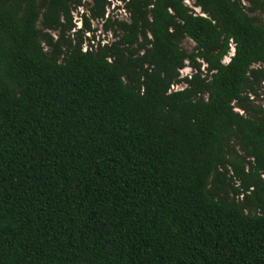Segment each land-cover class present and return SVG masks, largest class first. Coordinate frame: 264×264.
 Masks as SVG:
<instances>
[{
  "label": "trees",
  "instance_id": "obj_1",
  "mask_svg": "<svg viewBox=\"0 0 264 264\" xmlns=\"http://www.w3.org/2000/svg\"><path fill=\"white\" fill-rule=\"evenodd\" d=\"M191 1L0 0V264H264V0Z\"/></svg>",
  "mask_w": 264,
  "mask_h": 264
},
{
  "label": "rangeland",
  "instance_id": "obj_2",
  "mask_svg": "<svg viewBox=\"0 0 264 264\" xmlns=\"http://www.w3.org/2000/svg\"><path fill=\"white\" fill-rule=\"evenodd\" d=\"M82 1L83 2H89V0H82ZM112 1H114V0H112ZM117 9L118 8H115L113 10V4H111V6L107 10V14H109V17H112L114 20L115 19H118V20L127 21L128 18H127L126 13H124L123 11H120V9L119 10H117ZM196 12H198V11L196 10ZM81 13H82L81 10H78L77 9L76 11H73V14H72L73 20H74V22H76V24L78 25V27L80 26L79 25V17H80V14ZM263 19H264V17H263ZM100 26H101V23H97L96 21H91V27L93 29H95L96 41L99 40L101 42L103 40L105 42H109L110 43V41H112L111 35L105 34L104 32H102V29L100 28ZM38 27L41 28L40 25H38ZM51 35L56 39V35H57L56 33L52 32ZM84 36L86 38H88V37L91 38V36L89 34H85ZM101 43H103V42H101ZM87 44L88 43H86V45ZM181 47L186 52L191 53V52H193V50L195 48V44L192 41L186 39L181 44ZM230 52L231 51H229V54H230ZM229 54L224 59L228 58L229 57ZM227 61L228 60H223L222 63L223 64H227ZM187 71H189V70L188 69H183L182 73L185 74V73H187ZM258 91H259V93H261V90H258ZM250 100H253V105H255V106H264V104H263V102L261 100V97L256 98L254 96H251ZM234 110L237 111V109H234ZM240 114H242L241 111H240ZM236 150L239 152L238 147H236ZM226 177L227 178L231 177V173L227 174ZM234 185L237 186V183H234Z\"/></svg>",
  "mask_w": 264,
  "mask_h": 264
},
{
  "label": "built area",
  "instance_id": "obj_3",
  "mask_svg": "<svg viewBox=\"0 0 264 264\" xmlns=\"http://www.w3.org/2000/svg\"><path fill=\"white\" fill-rule=\"evenodd\" d=\"M183 1V3H184V5H186L187 7H191L192 6V1L190 0V4H191V6H190V4H187V3H185V0H182ZM104 43V42H103ZM230 54H229V57L228 58H226V59H223V60H228L227 61V63L229 62V60H230V57H232L233 56V54H234V45L231 43V45H230ZM225 58V57H224ZM189 73H190V70L189 71H187V73H185V74H183L182 73V71H181V77H184V76H186V75H189ZM171 89L172 90H177V89H179V87L178 86H172L171 87Z\"/></svg>",
  "mask_w": 264,
  "mask_h": 264
},
{
  "label": "snow or ice",
  "instance_id": "obj_4",
  "mask_svg": "<svg viewBox=\"0 0 264 264\" xmlns=\"http://www.w3.org/2000/svg\"><path fill=\"white\" fill-rule=\"evenodd\" d=\"M185 3L190 4V0H185ZM190 6H191V4H190ZM197 11H199V9H197ZM237 111H239V109H237Z\"/></svg>",
  "mask_w": 264,
  "mask_h": 264
}]
</instances>
